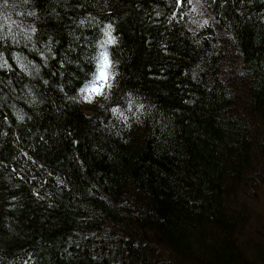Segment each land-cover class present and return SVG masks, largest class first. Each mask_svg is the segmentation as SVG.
<instances>
[{
    "label": "trees",
    "instance_id": "trees-1",
    "mask_svg": "<svg viewBox=\"0 0 264 264\" xmlns=\"http://www.w3.org/2000/svg\"><path fill=\"white\" fill-rule=\"evenodd\" d=\"M193 1L0 0V264H264V0Z\"/></svg>",
    "mask_w": 264,
    "mask_h": 264
},
{
    "label": "rangeland",
    "instance_id": "rangeland-1",
    "mask_svg": "<svg viewBox=\"0 0 264 264\" xmlns=\"http://www.w3.org/2000/svg\"><path fill=\"white\" fill-rule=\"evenodd\" d=\"M193 9L196 11V14L200 17L202 13V7L199 3H197L195 0L193 1ZM103 64V63H102ZM108 66H110L109 61H108ZM101 75V70L99 74L96 77L95 82L91 85V87L88 88V97L93 98L99 95V93L102 91L104 86L107 83L108 80V68L106 70V78L105 79H100Z\"/></svg>",
    "mask_w": 264,
    "mask_h": 264
},
{
    "label": "snow or ice",
    "instance_id": "snow-or-ice-1",
    "mask_svg": "<svg viewBox=\"0 0 264 264\" xmlns=\"http://www.w3.org/2000/svg\"><path fill=\"white\" fill-rule=\"evenodd\" d=\"M109 42H112V41H109ZM107 68H108V58H107V55L105 54L104 58H103V64L101 66L100 79H105L106 78V70H107Z\"/></svg>",
    "mask_w": 264,
    "mask_h": 264
}]
</instances>
